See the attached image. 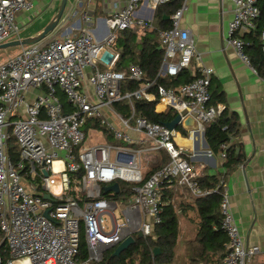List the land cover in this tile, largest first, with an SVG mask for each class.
<instances>
[{"label":"built area","instance_id":"obj_1","mask_svg":"<svg viewBox=\"0 0 264 264\" xmlns=\"http://www.w3.org/2000/svg\"><path fill=\"white\" fill-rule=\"evenodd\" d=\"M35 1L0 0V44L21 38L17 15L31 11ZM77 1L79 7L86 8L83 0ZM168 1L128 0L105 19V28L98 23L93 26L95 18L88 11L64 12L58 26L69 20L79 25L24 45L0 63V264H81L82 232L89 254L83 264H92L125 238L152 234L162 221V184L166 180L187 186L197 197L217 191L200 187L197 178L202 175L176 142L178 130L136 114L132 102H156L158 113L173 108L183 121L191 117L202 129L225 109L223 104H211L215 70L203 64L189 29L181 26L188 0L171 16L172 27L159 32L164 50L159 75L176 76L190 69L195 60V78L177 87L157 84L153 89L154 83L145 79L141 66L131 64L129 78L136 89L124 93L122 82L127 76L116 69L121 57L114 48L118 31L154 28L153 18L140 16L138 9L146 3L154 10ZM231 1L234 16L228 44L251 66L248 43L240 31L255 29L261 14L258 0ZM261 39L264 51V25ZM61 94L70 110H66ZM126 99L133 109L130 117L115 107ZM95 121L122 144H86L91 129L102 130L93 125ZM133 133L144 135L149 145L135 147ZM11 139L19 150L16 162L9 151ZM227 147L222 144V158ZM161 150L167 151L170 161L145 179L146 155ZM208 153L212 155L211 150ZM121 181L134 184L128 201L113 199L115 191H104L115 182L121 191ZM221 185V228L229 238L221 264H248L262 252L261 247L243 237L227 185L223 180ZM46 194L51 198H45ZM118 208L120 216L115 213Z\"/></svg>","mask_w":264,"mask_h":264},{"label":"crops","instance_id":"obj_2","mask_svg":"<svg viewBox=\"0 0 264 264\" xmlns=\"http://www.w3.org/2000/svg\"><path fill=\"white\" fill-rule=\"evenodd\" d=\"M83 1L86 8L79 7L77 0H69L65 13L68 14L74 9L83 13L88 11L95 18L93 26L98 23L101 28H105V19L112 15L116 6L123 7L128 0ZM57 4V0H36L31 11L20 12L17 15V21L23 25L26 32L24 35L21 34V37L34 36L40 33L56 14ZM156 9L150 10L145 3L138 9V14L152 17L155 25ZM233 9L234 4L231 0H188L181 26L189 29L203 64L213 67L215 70L210 86L212 99L214 96L218 100L217 104H223L229 112H233L239 117V131L236 135L230 136V144L241 143L246 153V160L231 174L225 173L224 158L220 153L212 152V155H209L208 150L211 149L205 137V128L202 129L195 122L193 126H186L183 122L181 123L189 133L188 136H184L178 131L176 142L184 148L185 156L195 168L200 170L201 175H204L205 172L210 175H223L232 210L243 237L248 243L259 245L262 250L248 264H264V78L258 74L252 65L249 66L241 60L235 49L228 44V29L234 16ZM48 13H51V16L44 26L31 30L37 22L48 17ZM167 18H171V16ZM71 21L69 26L79 25L78 21ZM76 32L75 30L72 33ZM248 32L250 31L242 29L240 35L243 37ZM97 35L99 36L98 33ZM196 66L198 67V63L194 60L190 69L192 73L197 72ZM161 102L164 105L167 104L165 100ZM188 118L190 117L186 119ZM91 133L100 138L98 142L94 143L109 140L102 130L91 129L88 134ZM133 135L137 140L133 143L135 147L149 145L144 140V135L137 133H133ZM86 144L93 143H89L87 138ZM160 156L159 151L146 155L143 164L145 175L151 165L159 160ZM225 174L226 176H224ZM173 188L175 198L180 205H187L184 206L186 210H178L179 214L186 216L187 213L194 211L189 206L192 199L189 188L178 183L173 184ZM181 215L179 217L180 235L187 229L195 232L197 224L182 225ZM196 235L197 231L188 245L194 244Z\"/></svg>","mask_w":264,"mask_h":264},{"label":"trees","instance_id":"obj_3","mask_svg":"<svg viewBox=\"0 0 264 264\" xmlns=\"http://www.w3.org/2000/svg\"><path fill=\"white\" fill-rule=\"evenodd\" d=\"M184 0H169L161 4L156 9L155 25L152 29L134 30L126 29L118 31L114 48L120 51L121 57L117 63V70L126 73V79L122 82V91L132 92L136 89V84L129 78L130 65L138 64L144 70V77L147 81L154 83L153 89L157 84L165 87H177L180 84L191 81L196 77L197 72H191L185 69L176 76L158 75L162 66L164 50L160 49L159 32L163 29L172 27L173 22L168 16H172L180 8ZM261 14L256 21V27L246 33L243 38L248 42L246 53L250 58L251 65L257 70L258 74L264 78V51L262 47L261 28L264 25V0H258ZM61 99L66 107L70 110L66 97L61 94ZM214 96L211 104H217ZM135 112L138 115L146 117L150 122L167 123L171 122L177 116L173 108L165 112L158 113L155 111L156 102L142 99L132 100ZM115 107L126 117L132 114V105L130 100L117 102ZM93 125L101 128L105 134H108L105 128L98 125L95 121ZM176 129L184 136H188V131L182 124H178ZM239 131V117L226 108L213 121L205 124V137L214 153H222L224 150L222 144H228L223 166L225 173L231 174L246 160L244 147L239 142L230 144V136L236 135ZM112 136V134H108ZM9 151L14 162L19 160V150L14 139L9 142ZM161 154L159 160L151 165L145 175L149 178L154 172L166 165L170 157L166 150L159 151ZM81 176V172L79 173ZM226 176V174L224 175ZM200 187L203 190L217 189L208 195L197 197L192 193L190 207L197 213L199 219L197 222V235L194 244L187 248L185 257L180 261L177 259V246L180 237V220L178 210H186L184 206L175 198L173 184L177 181H165L162 184V221L154 226L150 236L137 237L136 242L128 249L123 251L120 256H112L115 247L105 251L100 261L92 264H221L228 250L227 245L229 238L227 233L221 228L222 213V174L210 175L205 172L204 175L197 178ZM134 184L121 181V191L113 195V199L128 201L132 197ZM191 192V191H190ZM110 197L111 194H105ZM159 248L160 253L155 255V249ZM88 249L84 233L81 235V245L78 258L81 264L88 259Z\"/></svg>","mask_w":264,"mask_h":264},{"label":"water","instance_id":"obj_4","mask_svg":"<svg viewBox=\"0 0 264 264\" xmlns=\"http://www.w3.org/2000/svg\"><path fill=\"white\" fill-rule=\"evenodd\" d=\"M68 1L69 0H61L56 14L54 15V17L50 20V22L45 26V28L40 33H38L37 35H34V36L16 38V39H12L10 41L1 43L0 49L11 47V46H18V45H20V46L30 45V44H34V43H37V42L43 40L50 32L54 31L57 28V26L59 25L60 20H61L64 12L66 10ZM159 48L162 49L163 47L160 46ZM182 122L186 126H193L195 124L194 120L191 117L188 119H185L183 121L182 115L180 113H178L173 121L167 122V123H165V125L171 129H176L178 124H181ZM205 143H206V140H205ZM45 174H48V173L46 172ZM104 191L105 192L115 191L118 193L120 191L119 182H115L112 185L106 186L104 188ZM44 197L47 199L51 198V196L49 194L44 195ZM45 214L48 215V210L45 212ZM137 237H143V236H142V234H139L136 237L129 236V237L125 238L120 244H118L115 247L112 256L113 257L114 256H120L123 251L128 249L131 245H133L136 242ZM159 253H160V249L156 248L155 249V255H157Z\"/></svg>","mask_w":264,"mask_h":264},{"label":"rangeland","instance_id":"obj_5","mask_svg":"<svg viewBox=\"0 0 264 264\" xmlns=\"http://www.w3.org/2000/svg\"><path fill=\"white\" fill-rule=\"evenodd\" d=\"M60 2L61 0H57V9L60 5ZM48 17H46L45 19L43 20H40L39 22H37L32 28L31 30L35 29V28H38V27H43L44 24L48 21V18L51 16V13H48L47 14ZM50 22V21H49ZM48 22V23H49ZM71 20L67 21L65 24H63L62 26H58L54 31L50 32L45 38L44 40L46 39H49L51 36H53L54 34L57 33V31H59L60 29H65L67 26H69L71 24ZM34 23V22H33ZM47 23V24H48ZM46 24V25H47ZM45 25V26H46ZM22 26V32L20 33V35H24L26 34L25 30L23 29V25ZM44 26V28H45ZM43 28V29H44ZM30 31V29H29ZM22 49V46L18 45V46H11V47H7V48H2L0 49V63L5 61L6 59L16 55L17 53H19ZM92 120H90L89 124L86 126V128H88L91 124ZM92 134V133H91ZM89 135L88 136V142L89 143H94V142H98L99 141V137H96L94 136L93 134L92 135ZM108 134H111L110 132H108ZM107 135V139H109L107 142L110 143V145L112 144H122L121 141H117L116 139H114L113 135L110 136V135ZM117 200H120V199H117ZM116 215L120 216V208L116 209L115 211ZM188 219H193V220H188ZM198 215L195 211H191L189 213H187V215H181V223L182 225H185V226H188V225H191V224H197L198 222ZM184 228V227H183ZM197 231V229H196ZM195 231V232H196ZM194 230H191L189 231L188 229L186 231H184L180 237H179V242H178V246H177V259L180 261L181 259H183L185 257V254H186V251H187V248L190 246V244L188 245V243L191 241L190 239L193 238L192 236L194 235ZM105 253V252H104ZM104 256V254H103ZM5 257V256H4Z\"/></svg>","mask_w":264,"mask_h":264},{"label":"bare ground","instance_id":"obj_6","mask_svg":"<svg viewBox=\"0 0 264 264\" xmlns=\"http://www.w3.org/2000/svg\"><path fill=\"white\" fill-rule=\"evenodd\" d=\"M60 163L59 162H56V165L58 166Z\"/></svg>","mask_w":264,"mask_h":264}]
</instances>
